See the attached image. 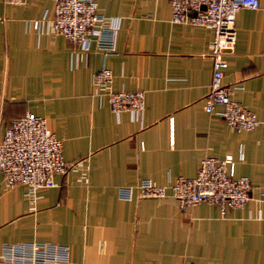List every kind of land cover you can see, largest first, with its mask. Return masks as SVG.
Returning a JSON list of instances; mask_svg holds the SVG:
<instances>
[{
    "label": "crops",
    "instance_id": "obj_1",
    "mask_svg": "<svg viewBox=\"0 0 264 264\" xmlns=\"http://www.w3.org/2000/svg\"><path fill=\"white\" fill-rule=\"evenodd\" d=\"M52 6L0 0V136L10 119L31 111L70 163L32 200L22 182L7 187L0 173V245L63 243L67 264H264V0L235 12L234 46L224 54L221 83L258 120L239 131L202 108L211 28L169 21L167 0H96L116 21L115 52L102 60L91 44L83 51L31 27L32 19H49ZM101 63L112 89L142 91L138 117L112 113L93 93L91 75ZM227 154L251 188L223 214L206 201L179 207L169 192L116 196L120 184L143 176L168 183L193 174L204 155Z\"/></svg>",
    "mask_w": 264,
    "mask_h": 264
},
{
    "label": "built area",
    "instance_id": "obj_2",
    "mask_svg": "<svg viewBox=\"0 0 264 264\" xmlns=\"http://www.w3.org/2000/svg\"><path fill=\"white\" fill-rule=\"evenodd\" d=\"M21 4L24 0H4ZM169 21L211 28L208 42L210 78L202 108L217 114L236 130H250L258 123L255 114L231 97L232 87L221 83L226 66L224 54L235 42L234 14L240 8L253 9L258 0H167ZM35 31L59 34L85 50L91 44L102 60L115 52V18L98 11L96 0H53L49 19L31 20ZM111 72L104 63L91 75L93 93L106 99L112 113L127 111L136 118L143 109V93L139 89L111 88ZM214 105H219L214 109ZM70 163L60 153L58 139L45 125L42 116L26 111L10 119L0 136V173L7 187L15 182L25 186L30 200L39 186L53 184V173H65ZM251 184L244 174L234 173L230 155L216 158L204 155L191 175H177L168 183H156L139 177L132 184L116 186L120 199L160 197L169 192L179 207L199 201L214 203L220 214L229 207L241 206L250 196ZM262 192L259 191V195ZM67 246L45 240L4 242L0 245V264H67ZM181 264H200L184 261Z\"/></svg>",
    "mask_w": 264,
    "mask_h": 264
}]
</instances>
